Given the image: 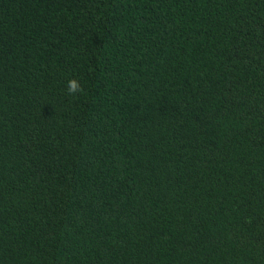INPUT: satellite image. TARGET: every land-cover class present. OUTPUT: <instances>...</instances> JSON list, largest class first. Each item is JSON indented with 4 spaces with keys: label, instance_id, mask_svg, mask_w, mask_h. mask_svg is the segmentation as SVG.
<instances>
[{
    "label": "trees",
    "instance_id": "obj_1",
    "mask_svg": "<svg viewBox=\"0 0 264 264\" xmlns=\"http://www.w3.org/2000/svg\"><path fill=\"white\" fill-rule=\"evenodd\" d=\"M0 264H264V0H0Z\"/></svg>",
    "mask_w": 264,
    "mask_h": 264
},
{
    "label": "clouds",
    "instance_id": "obj_2",
    "mask_svg": "<svg viewBox=\"0 0 264 264\" xmlns=\"http://www.w3.org/2000/svg\"><path fill=\"white\" fill-rule=\"evenodd\" d=\"M82 91V86L77 79L72 78L67 82V92L69 95H76L77 93Z\"/></svg>",
    "mask_w": 264,
    "mask_h": 264
}]
</instances>
